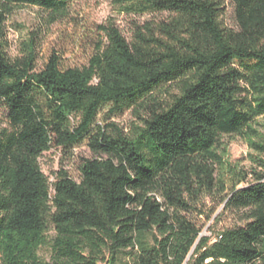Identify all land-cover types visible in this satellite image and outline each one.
<instances>
[{
  "label": "trees",
  "instance_id": "trees-1",
  "mask_svg": "<svg viewBox=\"0 0 264 264\" xmlns=\"http://www.w3.org/2000/svg\"><path fill=\"white\" fill-rule=\"evenodd\" d=\"M74 0H0V264H264V0H115L121 12L165 15L126 38L111 21L87 64L37 70L34 36L10 59L6 21L36 7L51 18ZM175 88L176 93H168ZM161 92L169 101L160 100ZM141 109L130 133L102 124ZM247 140L253 181L216 178L222 137ZM86 145L79 182H49L39 160ZM219 197L240 223L203 237L198 207ZM45 250V257L41 251Z\"/></svg>",
  "mask_w": 264,
  "mask_h": 264
},
{
  "label": "rangeland",
  "instance_id": "rangeland-1",
  "mask_svg": "<svg viewBox=\"0 0 264 264\" xmlns=\"http://www.w3.org/2000/svg\"><path fill=\"white\" fill-rule=\"evenodd\" d=\"M224 10L223 23L226 27L233 28L232 7L229 0H225ZM165 17L156 14L137 16L123 13L115 0H74L68 4L62 15L53 19L49 13L36 7H24L15 10L6 21L8 42L6 53L10 59L20 57L22 44L34 36L38 54L37 70L43 69L52 56L58 58L60 68L63 70L81 68L87 64L101 40L99 26L111 21L126 38H130L137 24L156 23ZM167 92L172 94L176 93V90L167 87ZM168 93L161 92L158 95L159 99L169 101ZM107 112L108 110H104L98 116V122L103 125L114 123L126 133H130L135 125H140L139 119L145 117V112L141 109H131L118 116H110ZM6 126L3 109L0 107V130ZM253 128L260 135H264V117L259 118ZM218 154L223 165L215 166V177L221 178L228 185L234 184L245 174L246 181L238 187L246 186L253 181L252 172H259L254 163L257 154L250 149L247 140L242 137H222ZM93 158L89 148L82 144L70 150L53 148L42 155L39 165L51 183L61 171L66 172L71 180L79 182L83 160ZM198 208L205 214L214 213L209 221L203 217L199 219L204 227L203 237L209 238L211 231H220L240 223L241 214L223 213L222 205H219V197L202 198ZM41 255L45 257L46 251H41Z\"/></svg>",
  "mask_w": 264,
  "mask_h": 264
}]
</instances>
